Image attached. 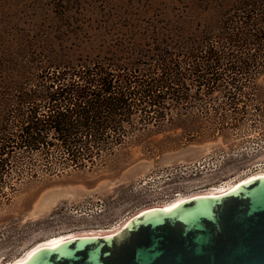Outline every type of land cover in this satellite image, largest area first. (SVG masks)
<instances>
[{"label":"rangeland","instance_id":"rangeland-1","mask_svg":"<svg viewBox=\"0 0 264 264\" xmlns=\"http://www.w3.org/2000/svg\"><path fill=\"white\" fill-rule=\"evenodd\" d=\"M232 1L0 0V37L16 40L13 46L18 48L26 45L30 52L45 50L51 55L93 54L117 46L133 51L136 42H143L146 36L164 28L174 30L172 24L196 25L210 16L219 17L206 9ZM23 40L30 43L19 45ZM244 83L234 105L243 111L194 107L227 106L230 100L221 87L200 94L204 100L195 105L163 109L164 123L181 119L201 123L191 132L138 126L102 160L82 169L39 180H7L18 190L8 200L0 198V261H12L50 237L93 233L99 221L131 217L151 205L153 193L169 181L218 183L264 168V71ZM185 134L194 140L186 142ZM190 146H200V152L194 156L183 151ZM180 151L182 156L173 155ZM87 197L105 199L108 208L101 219L85 215L99 207L95 201L82 205Z\"/></svg>","mask_w":264,"mask_h":264},{"label":"trees","instance_id":"trees-1","mask_svg":"<svg viewBox=\"0 0 264 264\" xmlns=\"http://www.w3.org/2000/svg\"><path fill=\"white\" fill-rule=\"evenodd\" d=\"M211 8L206 11L219 17L172 24L174 30L146 36L133 51L117 46L51 55L0 37V198L18 190L10 178L39 180L102 160L138 126L183 132L201 126L164 123L167 105H195L204 100L200 94L222 87L227 106L194 107L243 111L234 106L236 95L264 71V0ZM188 135L189 143L194 137Z\"/></svg>","mask_w":264,"mask_h":264},{"label":"water","instance_id":"water-1","mask_svg":"<svg viewBox=\"0 0 264 264\" xmlns=\"http://www.w3.org/2000/svg\"><path fill=\"white\" fill-rule=\"evenodd\" d=\"M11 264H264V173L219 194L146 208L115 233L67 238Z\"/></svg>","mask_w":264,"mask_h":264},{"label":"built area","instance_id":"built-area-1","mask_svg":"<svg viewBox=\"0 0 264 264\" xmlns=\"http://www.w3.org/2000/svg\"><path fill=\"white\" fill-rule=\"evenodd\" d=\"M260 171H264V168L261 169H254L253 171H249L245 173L242 176H232L230 178H227L225 180H222L218 183H213V182H196L195 184H183L179 181L173 180L169 181L164 187L165 188H158V190L155 191V194L153 193V199L151 202H153L151 205L148 207L142 208V210L149 208V207H154V206H163L165 203H169L170 201L177 199L179 197H189L197 194H203V193H211L215 189L221 187V186H228L233 183H235L237 180L246 177V176H251L258 174ZM152 195V194H150ZM92 201H95V204H97L99 207L94 210L90 211L88 213H85L88 217H92L93 215H98L101 219L103 215H105L106 208H108L107 203L104 198H95L92 200L90 197L85 198L82 200V205L89 206ZM106 211V212H105ZM136 214V213H135ZM134 215V214H133ZM130 216V215H129ZM128 218V216H123L122 218L119 219H114V220H108V221H99V225H96L94 227L95 232L91 233L90 235H95V234H109L114 231H116L118 228H120L123 225L124 220ZM8 260L0 261L1 262H7Z\"/></svg>","mask_w":264,"mask_h":264},{"label":"bare ground","instance_id":"bare-ground-1","mask_svg":"<svg viewBox=\"0 0 264 264\" xmlns=\"http://www.w3.org/2000/svg\"><path fill=\"white\" fill-rule=\"evenodd\" d=\"M261 173H264V171H260L258 174H261ZM246 178H248V176L242 178V179H239L237 180L235 183L231 184V185H228V186H221L217 189H215L214 191H212L210 194H219V193H222V192H225L227 191L228 189L232 188L233 186H235L238 182L242 181V180H245ZM184 198L186 197H179L177 199H174L172 201H170L169 203H165L163 206L164 207H169V206H172L173 204L183 200ZM141 211V210H140ZM139 211V212H140ZM138 213V212H137ZM136 213V214H137ZM135 215V214H134ZM131 216V215H130ZM133 216V215H132ZM131 216V217H132ZM130 217L126 218L123 222V225L126 223V221L129 219ZM121 226V227H122ZM118 230H120V228H118L116 231L112 232V233H115L117 232ZM96 233V232H95ZM112 233H109V234H112ZM91 233H65V234H61V235H56V236H53V237H50L49 239H46V240H43L42 242H38L37 244L33 245L32 247L28 248L24 253L20 254L17 258H15L14 260L12 261H8L4 264H11L12 262H19V261H22L29 253H31L32 251H34L36 248H39L41 246H48V245H51V244H54L56 242H59V241H62V240H65L67 238H73V237H78V236H87V235H90ZM95 235H99V234H95ZM107 235V234H106Z\"/></svg>","mask_w":264,"mask_h":264}]
</instances>
